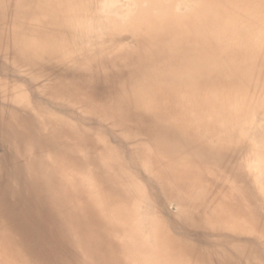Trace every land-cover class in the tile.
Instances as JSON below:
<instances>
[{
  "label": "bare ground",
  "instance_id": "6f19581e",
  "mask_svg": "<svg viewBox=\"0 0 264 264\" xmlns=\"http://www.w3.org/2000/svg\"><path fill=\"white\" fill-rule=\"evenodd\" d=\"M0 264H264V0H0Z\"/></svg>",
  "mask_w": 264,
  "mask_h": 264
},
{
  "label": "rangeland",
  "instance_id": "374dc122",
  "mask_svg": "<svg viewBox=\"0 0 264 264\" xmlns=\"http://www.w3.org/2000/svg\"><path fill=\"white\" fill-rule=\"evenodd\" d=\"M171 209H173V210H174V206H172V207H171Z\"/></svg>",
  "mask_w": 264,
  "mask_h": 264
}]
</instances>
